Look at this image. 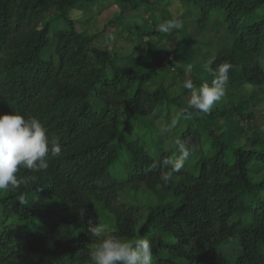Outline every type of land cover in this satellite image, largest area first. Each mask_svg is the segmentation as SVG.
Instances as JSON below:
<instances>
[{
  "label": "trees",
  "instance_id": "trees-1",
  "mask_svg": "<svg viewBox=\"0 0 264 264\" xmlns=\"http://www.w3.org/2000/svg\"><path fill=\"white\" fill-rule=\"evenodd\" d=\"M100 1L0 0V115L34 117L62 146L47 170L20 169L18 179H29L0 191V264H89V220L124 240L148 238L153 264H264V125L255 122L264 109L236 91L264 87V0H178L182 26L194 15L200 32L210 25L222 38L213 55L194 49L189 63L176 36L157 31L172 18L165 7L147 27L132 21L143 0H108L119 3L115 15L92 31ZM119 39L165 54L142 68ZM208 61L235 65L224 97L168 135L191 94L184 80L214 78L186 68ZM230 121L244 126L228 141ZM176 140L192 153L164 183L159 163L178 155Z\"/></svg>",
  "mask_w": 264,
  "mask_h": 264
},
{
  "label": "clouds",
  "instance_id": "clouds-1",
  "mask_svg": "<svg viewBox=\"0 0 264 264\" xmlns=\"http://www.w3.org/2000/svg\"><path fill=\"white\" fill-rule=\"evenodd\" d=\"M179 26L177 22L165 21L157 25V31L167 33L173 27ZM212 61L205 63L204 67L213 74L211 84L203 83L196 87L191 79H185L183 88L190 90V99L187 107L180 108L172 119L169 128L176 126L180 119H192L195 114L210 113L217 102L225 95L229 81V71L235 65L225 61L215 69L211 68ZM188 65L186 72H191ZM244 87L251 92L252 85L246 83ZM176 152L173 158L164 159L159 163L162 171L160 179L168 183L175 173H179L185 166L192 149L185 141L176 140ZM62 146L56 139L49 137L46 127L36 118L14 112L0 115V191L17 189L21 183L29 178L18 179L20 169L30 172L47 170L49 160L59 157ZM154 163L152 167H156ZM30 179L35 181L36 176ZM88 231L93 242L89 249V264H153V250L148 238L140 237L134 241L121 239L110 234L109 229L102 223L89 220Z\"/></svg>",
  "mask_w": 264,
  "mask_h": 264
},
{
  "label": "rangeland",
  "instance_id": "rangeland-1",
  "mask_svg": "<svg viewBox=\"0 0 264 264\" xmlns=\"http://www.w3.org/2000/svg\"><path fill=\"white\" fill-rule=\"evenodd\" d=\"M165 1L166 0H147V1L143 0L144 3H142L141 6L144 9V11L139 12V13L134 12L132 21H134L137 25H146L147 27H150L152 22L155 20V18L160 16V11H161L160 9L165 7L167 9V11L169 12V14L172 15V18L167 19V20L165 19L162 22L174 21V22L178 23L179 26L173 27L170 31H171V34L174 35V37L176 36L175 38L178 41L177 45L184 49L182 59L185 63L190 62L189 58L193 54L194 49L197 50L199 47H201L203 49V51H209V56H210V55H213L214 52H216V50L218 48H220L219 44H220V40H222V38L220 37L219 32L214 31L210 25L208 27V30L205 29L204 31L200 32L198 30V25H194L192 23V18L194 19V15L190 16V19H189L190 23L189 24L187 22V25H184L186 23L184 20L182 22L183 23V26H182L176 20V17L183 10V8L179 4L178 0H169V4L166 6H163L165 4ZM114 2H112V3H114ZM100 4H102L104 6V10L101 13H99V15H97L101 19L97 18L98 20L95 22L96 26H95V28L93 27L92 31H98L101 28V25L106 22V18L114 16L115 12L117 11V7L119 5V3L117 4V2H115V4H110L108 0H102V1H100ZM97 10H98V8L95 7V11H97ZM112 32H113V38L116 37L115 31L113 30ZM153 37L155 38V41H158L161 38V37H157V36H153ZM100 38L102 39L101 40L102 44H104V45L108 44L109 47L112 46V44L109 42L110 39L107 40V37L105 35L101 36ZM127 40L119 39L117 41V43L115 44V47L120 48V49H124V51L130 50V52L133 53L134 63H136L140 67L142 66V68L149 66L152 63V61H155L154 59H158L157 61H159V59L161 57H163L165 54L163 52V50H160L157 53H154L152 51L145 53L146 49L143 48L145 46V44L142 42V40H139L140 42H135V43L131 42L130 40H129L130 41L129 42ZM166 43H167V46L169 45V47H170L171 45H173V40L166 38V41L164 42V44H166ZM192 69H194V71L197 74L201 75L203 78H209L210 77V72L198 64L196 66H193ZM166 82L173 85V88H176L178 86L176 79L174 78V76H172V74H168ZM252 89L253 90L251 92H249L245 87H241L240 85H236V91L240 95H247L248 93H251L252 98H255V99L258 98L260 100L258 107H257V111L264 109V87L263 88L254 87ZM190 95L191 94L184 95V96L187 97L188 99H190ZM175 116H176V113H173V117H175ZM159 118H157L158 120L155 123L157 125H160L159 127L163 128L164 124H163V122H160ZM255 122L258 123L259 125H264V114L261 117L257 118L255 120ZM243 126H244V121L238 122V123L236 121H230V124L227 125V127L225 129L224 139L228 140V141L232 140V138L230 136L229 129L235 128V130L238 131ZM171 134H173L172 128H169L168 135H171ZM128 201L134 203V205H136L138 207H141V208L145 207V204L142 202H137V201H133V200H128Z\"/></svg>",
  "mask_w": 264,
  "mask_h": 264
}]
</instances>
